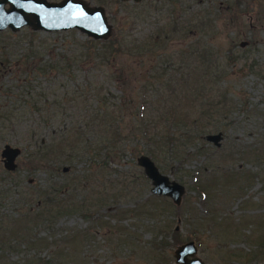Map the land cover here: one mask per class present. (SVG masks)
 Wrapping results in <instances>:
<instances>
[{"label":"rangeland","instance_id":"374dc122","mask_svg":"<svg viewBox=\"0 0 264 264\" xmlns=\"http://www.w3.org/2000/svg\"><path fill=\"white\" fill-rule=\"evenodd\" d=\"M85 1L104 7L105 39L164 27L166 75L151 92L148 62L124 53L96 63L92 41L105 39L75 28L0 30V149H20L12 170L0 159V264H177L172 251L186 240L205 264L264 261V0ZM174 17L185 30L170 32ZM197 40L214 69L201 97L220 104L208 115L199 96L171 95L202 69ZM121 78L132 106L117 113ZM116 117L117 131L102 127ZM176 118L196 121L193 137L158 146L183 131ZM215 132L217 145L205 139ZM139 154L183 186L177 204L150 192Z\"/></svg>","mask_w":264,"mask_h":264},{"label":"water","instance_id":"95a60500","mask_svg":"<svg viewBox=\"0 0 264 264\" xmlns=\"http://www.w3.org/2000/svg\"><path fill=\"white\" fill-rule=\"evenodd\" d=\"M138 2L140 0H132ZM6 5V6H5ZM33 30L56 31L75 28L94 39H105L111 30L105 9L99 4H89L85 0H0V30L8 27L15 31L21 26ZM220 133H208L206 140L217 145ZM20 149L4 143L0 149V159L5 169L15 167V157ZM136 163L151 180L150 192L166 195L177 204L183 192V186L161 174L153 161L144 154L136 157ZM177 264H205L196 254L193 240H186L175 246L172 251ZM264 264V261L256 263Z\"/></svg>","mask_w":264,"mask_h":264},{"label":"trees","instance_id":"16d2710c","mask_svg":"<svg viewBox=\"0 0 264 264\" xmlns=\"http://www.w3.org/2000/svg\"><path fill=\"white\" fill-rule=\"evenodd\" d=\"M134 4H137V3H134ZM199 21L200 22L197 25L198 29H200V26H202V20L200 18H199ZM170 24H172L170 32H172V31L180 32V30L184 29V27H183V29L180 28L179 23L175 17H174V19H171L169 25ZM163 29H164V27L159 26V29H157V26H155L153 28V30L155 32L154 35L150 34L148 37L140 39V40L135 39L134 41L129 40L127 42V40H125V37H123L122 35H119L118 37H113L112 39L108 38V39H105L102 41H92V43H94L93 47H94L95 51L93 52V54L91 56L95 57L96 63L101 64L103 61L112 63L114 56H116V55H122L124 53H131V57L135 60V62L139 61V63L141 65L143 63L148 62L146 64L147 70L146 69L143 70V73L146 76V81L150 83L151 92L157 93V79L161 78V76L164 75V73H165L164 69H162V71L158 70V68L161 65L157 64V46L159 45V42H160V40H157V39L159 37H161L160 35H158V32H163ZM163 38H167V36L164 35ZM162 44H164V40H163ZM195 50L200 52L201 56L199 55L200 56L199 63L202 65V69H200L198 71L194 69L193 84H187V82H185L186 85H184L178 91L176 90V91H173V93L171 92L172 93L171 95H173L172 98H173V100H175V102H178L177 98L183 97L186 94H190L189 96L194 95L195 99H197V96H199L198 101L195 103V107L199 108V110H198L199 112H203L206 115H208V109L205 107H209V108L211 107L213 109L216 106L220 105L218 100H212V99H206L205 98V100H206L205 101L201 97V94H203L201 92L206 87V85L213 82V81H206V76L208 79H210L213 77V74H214L213 73L214 69L211 70V66H210L212 64V61L208 62L206 65V59L209 56L208 51H209L210 55L212 52H211L210 48L208 47L207 42H205L204 44H201V42L199 40H197V47L195 48ZM86 55H89V53H87ZM149 59L153 62L149 63ZM50 66H52V65H50ZM66 66H67V64H66ZM197 66H198V64L196 65V67ZM44 67L48 68V66H46V65H44ZM131 75H132V73H131ZM131 75L129 73L128 78H131ZM165 75H166V73H165ZM168 75L169 74L167 73V76ZM177 75H180V72ZM132 76H134V75H132ZM179 80H180V78H178V81ZM167 82H168V84H171L172 82H175V80L167 79ZM118 83H120L121 96L114 98V101L111 103V105H112L111 110H112V112L121 113L124 111V109L129 104L131 105V102H130L131 98L127 97L125 94V89H126V87H128V83L126 84V80L124 78H121V80ZM137 88H138V86H136V89ZM164 92L167 93L166 91H164ZM197 92H198V94H197ZM144 96L145 95L143 93V95H142L143 101L145 99ZM145 104H146L145 101L142 102V106ZM144 109H145V106H144ZM154 109L157 110V107H155ZM134 111L137 113H140L141 115L142 114L144 115V111L138 112V111H136V109H134ZM135 112H132L130 114L134 115ZM3 115L2 116L5 119L9 118L8 114H3ZM177 118H176V123H179L178 127L182 128L183 131H181L178 134L176 133V131L175 132H166L162 136H159V138H162L164 140L165 144L161 143L158 146L161 145L163 147L166 146L169 149H171V148L173 149V148H175V147H173V142H176L178 139H183L186 141V140H190L193 137L192 131L194 129H192L191 126H195L196 121L194 119H192L190 121H187V123H184L182 118L179 120ZM117 122H118V118L116 117L115 121L109 120V121H105L101 124H102L103 128L110 127L111 130L117 131V127H116ZM150 122L153 123V121L151 119H148L147 123H150ZM186 125H189V126L186 127ZM68 128H66L67 132H68ZM78 134L79 133H76V136ZM152 139H154V138L152 137ZM154 142H157V141H154ZM158 146L155 147V149L156 148L158 149ZM143 149H144L143 151L146 150L148 153L150 152L153 154V151H152L150 145H147ZM154 152H155V150H154ZM174 243H178V241L175 240ZM27 264H29V261L27 262ZM46 264H47V262H46Z\"/></svg>","mask_w":264,"mask_h":264},{"label":"bare ground","instance_id":"6f19581e","mask_svg":"<svg viewBox=\"0 0 264 264\" xmlns=\"http://www.w3.org/2000/svg\"><path fill=\"white\" fill-rule=\"evenodd\" d=\"M6 6V5H5Z\"/></svg>","mask_w":264,"mask_h":264}]
</instances>
